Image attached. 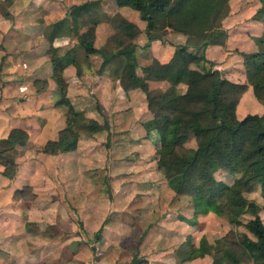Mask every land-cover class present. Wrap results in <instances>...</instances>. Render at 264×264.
Listing matches in <instances>:
<instances>
[{"label": "trees", "instance_id": "16d2710c", "mask_svg": "<svg viewBox=\"0 0 264 264\" xmlns=\"http://www.w3.org/2000/svg\"><path fill=\"white\" fill-rule=\"evenodd\" d=\"M112 1L116 5L128 2ZM129 1L138 10V17L144 23L143 29L122 16L117 20L115 31L101 47L94 45L96 23L80 30L77 20L80 11L93 10L92 3L101 4V0L67 6L63 17L46 28L44 35L49 41L46 55L51 66L50 76L61 96L55 104L67 101L63 96L65 69L71 65L79 74L81 56L85 60L99 56L98 73L106 72L111 78L118 79L123 90L138 86L144 92L147 108L152 113L147 124L152 125L158 134V152L153 162H156L168 186L176 193L188 196L193 206L203 214H221L234 206L243 205L254 211L257 208L255 201L245 199L240 193L241 190H252L255 185L264 192V32L253 38L256 50L241 53L246 82H234L218 69H206L204 66L207 62L204 55L206 46L223 32L221 22L228 13V0ZM258 1L260 7L257 14L262 10L264 12V0ZM180 10L185 14L173 21L171 15L177 11L181 13ZM65 20L69 25L67 31L62 28ZM66 33L75 38L72 57L65 50L60 52V46L53 45L56 37ZM141 33L143 40L139 42L137 38ZM170 34H181L184 39L172 40ZM153 41L172 46L166 62H159L150 55ZM5 55L1 56V61ZM141 57L149 61L143 62ZM137 68L141 69V75L137 73ZM148 80L166 86L150 87ZM181 84L185 86L184 90ZM247 85L251 86L262 112L238 118L235 107ZM69 108L68 124L60 131L57 140H49L42 146V151L57 153L76 147L78 134L73 127L78 113L70 103ZM87 126L93 129L97 123L90 120ZM190 135L197 143L194 153L184 147ZM26 140L24 130L11 129L7 137L0 138V155L16 145H24ZM3 165L2 174L13 176L15 163L6 159ZM214 166L230 174L240 173L235 183L237 187L216 180L212 174ZM235 224L246 229V232H239L240 237L235 242L250 260H260L264 264V223L260 216L255 212L245 221L236 219ZM224 251L225 257L233 264H253L241 261L227 246ZM181 255V260L188 261L203 254L189 244ZM131 263L145 262L135 257Z\"/></svg>", "mask_w": 264, "mask_h": 264}, {"label": "rangeland", "instance_id": "374dc122", "mask_svg": "<svg viewBox=\"0 0 264 264\" xmlns=\"http://www.w3.org/2000/svg\"><path fill=\"white\" fill-rule=\"evenodd\" d=\"M85 1L87 0H17L16 2L12 0V5H9L10 2H7V0H0V105H5V109L9 113L17 115L26 114L29 116V119H33L31 118L32 116L36 117L37 112L42 108L40 107L42 103L39 106L40 98L38 99L36 96L40 91H44L41 100L44 101L43 103L54 102L61 98L57 89V84L50 75L47 78L46 84L43 83V80L35 84L32 83V80L35 77V66L38 64H36V61L38 60L42 64H48L50 70V61L47 58L45 50L49 46V41L45 38L44 31L51 23L63 16L67 6ZM101 1V9H97L95 4L99 5L98 3H93V5H95L93 10H87L85 12L82 10L77 14L80 30H84L85 27L94 22L97 25L99 24L97 28V36L95 33L94 38V44H96V46H103L107 41L106 39L110 38L116 29L117 20L121 15L126 16L129 20H135L137 22L135 23L143 29L144 23L138 18L139 12L132 6L129 0L128 2L125 1V4L122 5H116L112 0ZM29 4H34V7H29ZM123 5L126 7L123 9L124 11L121 12V9L118 8V6ZM229 7L230 1L228 0V11L230 9ZM100 12H102L101 16ZM180 12L182 14L177 11L171 15L173 21L178 20L179 17L177 16L180 15V17H182L185 14V11L183 10H180ZM24 13L26 14L25 16ZM261 15H264V12H261ZM45 16V20H41ZM62 24L63 30L65 29V31H67L69 27L68 22L65 20ZM42 30L43 33L41 32ZM40 36L42 37L40 39L41 44H33L32 41L36 43L37 38ZM178 36L180 39H178ZM181 36V34L170 35L172 40L176 41L184 38ZM137 40L139 42L143 40L142 33L138 36ZM168 40H171V38ZM74 42L75 38L66 33L56 37L53 40V45H61L62 49L60 52H64V49L66 50V54L72 57ZM35 46H37L36 51ZM32 48L34 50L33 53L31 51ZM167 48L172 50V46H168L164 42L162 43V50L160 48L158 49V47L154 48V54L159 60L165 61L170 57L171 52H168ZM253 49H257L256 43ZM159 50L161 52H159ZM34 52L37 54H34ZM3 54L6 55L2 57L1 61V56ZM154 54L150 48V55L153 56ZM8 58L9 60L7 61ZM141 58L143 62L149 61L145 60L143 57ZM5 61H7L6 66H4ZM100 61L101 58H99V56H92V58L88 60H85L81 56V71L79 74H75L76 79L74 80L72 88L69 89L66 83L67 91H64L63 96L67 99L69 93H71L75 97V99H71L69 103L72 105V109L78 113L76 129L79 130L77 134L79 138L82 139L81 141L84 142L86 135L91 133V135H96L93 143L96 148L93 150L99 151L105 160L107 158L108 160L112 158L118 160L121 158V160L125 162V164L123 163V170H125L124 173L127 172V174H125V177L118 179L117 182H115L114 178L111 177V174L122 172L117 166L120 161H111L109 163L104 160V170H101V167L99 168L97 166L92 167L89 170L90 172H87V187L90 188L95 198H104L105 200L112 197V190L114 187L120 188V191H126L128 188L132 187L136 192H140L144 195L143 198L139 199H144V202L146 203L144 204V202H141L140 204L135 205L137 209H129V211H126V213L123 214L124 216H115L110 213L106 214L103 218L101 217L102 220L93 222L96 225L95 231L94 233H89L87 235L85 234L86 232L82 221L79 220L78 211L76 209V204L84 202L85 199H87V195L78 192L76 193V196L71 197L68 195L69 192L64 190L62 198L66 205H71L70 217L77 225V231L69 233H73L77 239L68 251L67 246L64 247L65 251H61L63 253H70L71 255H64L60 264H131L130 260L132 259V256H140V258H146L148 256V259L151 262L148 261L147 264H233L231 259L225 257V246H227L228 249L243 262L249 261L253 264H262V261L260 260H256L255 262L250 260L235 242L236 239L240 237L239 232H246L243 225L235 224V220L238 219L245 221L248 218L253 217L256 212L264 223V192L261 191L259 186L256 187V185L250 191L241 190L240 194L245 199L255 201L257 208L254 211L248 208L247 205H243L234 206L233 209L231 208L221 214H215L214 212H208L206 214L200 213V210L196 209L195 205L193 206V202L188 196L178 194L168 186L165 177L157 169L156 162H153V159L156 158V153L158 152V144L156 142L158 134L156 130L151 127L152 125H149V123L147 124V120H145L144 117H139V119L134 120V124L131 128V132H133L132 135L129 131L124 129H119L120 131L117 132L109 131L108 127L111 124L117 125V128L125 126V123H121L120 119L121 116H123L121 110L127 106V102L122 101L119 103V106L116 107L114 101L109 100V97L106 101L108 111L107 119L101 114V109L97 108L98 100L97 97H95L96 95L88 91L89 94L85 93V88L88 87L89 89V87H91L92 92H94L98 86L97 83L94 85L92 80H95L94 71L97 72ZM210 62L206 64V69L214 68V63L212 62L213 64H211ZM29 65H32L30 69H28ZM136 71L139 75L142 74L140 68H137ZM73 72L74 71L71 69V77L74 74ZM65 76L67 77L68 74H65ZM72 79L74 78L72 77ZM9 81H13L15 84L10 86L12 87L11 93L6 95L3 94V90L5 89L4 87H6V83ZM118 82L120 83L119 80ZM28 83H32L33 85L26 86L29 85ZM151 84L152 85H149L150 87L164 88L166 86L164 83L158 82H153ZM182 86L181 89L183 88L184 90L185 86ZM131 88H133V86L128 89ZM134 89L139 92L140 96L142 93L144 94L138 86H134ZM127 90H124V92ZM78 93L79 95H83L85 102H82L81 99L80 101H77V97L79 96ZM143 96L144 97L141 101L137 103V105L140 106L138 114H141V111L147 107L145 94ZM240 97L241 95L239 96L238 103L235 107L236 117L242 118L248 113L260 114L262 112L260 107L256 108L254 103L256 101L253 99L250 88L249 93L246 92L241 99ZM6 100L8 102H6ZM77 102L80 103L81 106ZM69 103L64 101L63 103L58 104L60 107L57 108L53 107L54 105L49 106L47 109H50L49 112L53 113L46 112L45 115L47 117L43 116L45 118L44 121L41 116L36 117L38 124L41 126L45 125V129L40 135V141L54 137L56 130L60 125L68 124L70 119ZM255 108L258 110L253 111ZM89 109L93 110L97 117V121L95 120L97 123L96 129L98 128V125H107V129L92 132L96 129H91L87 126L88 123H90V121H88L90 118L85 114ZM237 109L240 110V113L238 114L236 113ZM55 111H57L58 114H54ZM148 112L152 117L150 110H148ZM142 141V146L139 144L137 145V142L141 143ZM41 146L42 145L38 146L39 148L37 147L34 149L27 147L24 149H31L34 155L41 151ZM139 146L141 149L138 148ZM184 147L194 153L197 143L193 135H190L188 140L184 143ZM10 151L12 150L5 151L3 154ZM20 151L21 150H19V152ZM24 151L25 150L22 151V155L25 154ZM135 157L143 158V162H147L148 160L153 162L146 167L144 166L148 170L146 171V175L149 177H144L145 179L139 177V167L141 164H139V167L136 169L135 167L130 168L127 165L131 161L134 162ZM34 167L35 166H33V168ZM115 167L116 169L111 171V168ZM142 173H144V171H140V174ZM212 174L216 180L227 183L230 186H235L237 179L240 177V173L230 174L229 172L216 168L215 166L213 167ZM1 175L4 176L2 171H0V176ZM23 187L24 186H22V191L24 190L30 197V194ZM111 199L114 200V198ZM43 200L47 201L48 196H44ZM54 208L56 213L57 207L55 206ZM149 209L150 211L147 214H144V212ZM65 217V219L69 218L68 215H65ZM109 219L111 221L122 219V226L127 228L120 229L119 233L115 232L112 234V232H110L106 235L110 236L112 234L111 236H114L118 233L117 243L119 244L112 242L113 239L108 237L109 239L107 241H109L110 244L101 245L100 243H97L96 232L100 230L99 237H101L102 230L100 226L109 222ZM104 220H107V222L101 224ZM123 231L124 234L121 233ZM50 232L51 229H48L47 233ZM52 234L54 233L52 232ZM189 244H193L197 251L203 252V256H197L188 261L181 260V252L183 253ZM72 248L75 250H72ZM71 257H73L72 260L70 259L67 261ZM103 258L109 259L104 260ZM25 263L28 264L27 262Z\"/></svg>", "mask_w": 264, "mask_h": 264}, {"label": "crops", "instance_id": "0c3cea01", "mask_svg": "<svg viewBox=\"0 0 264 264\" xmlns=\"http://www.w3.org/2000/svg\"><path fill=\"white\" fill-rule=\"evenodd\" d=\"M11 1L12 0H7V2H10L9 5H12ZM16 1L17 0H14V2ZM229 1L230 9L227 15L223 18L221 24L223 32L213 38L204 50V55L207 59V62L204 63V66H206V64L211 61L214 63V68L221 71L222 74L229 80L234 82H246L241 53L254 50L253 47L255 46V42L253 41V38L262 35L264 30V15H261V12L263 10L257 15V10L260 7L258 0ZM95 5L97 6V9H101L100 3L99 5ZM29 7H34V4H29ZM125 7L126 6L124 5L118 6V8L121 9V12L124 11L123 9H125ZM25 15L26 14L24 13V16ZM101 15L102 12H100V16ZM122 16L126 18V16L121 15V17ZM45 18L46 16L41 20H45ZM130 21L136 22L133 19ZM98 26L99 24H96V36ZM41 32L43 33V30ZM41 38V36L38 37L36 43L34 41H32V43L35 45H40ZM178 39H180L179 36ZM181 39L183 41L184 38ZM166 44L170 46V44ZM94 45L96 46V44ZM59 46L61 47V45ZM36 47L37 46H35V51ZM157 47L158 49L160 48L162 50L161 41H153L151 43V51L153 54L154 48ZM33 48L31 49L32 53L34 51ZM167 50L168 52H171V49L169 50L167 48ZM159 52L161 51L159 50ZM34 54L37 53L34 52ZM153 56L157 58L155 54ZM8 60L9 58L7 61ZM157 60L160 62L167 61L159 60V58H157ZM7 61H5L4 66H6ZM36 64L37 65L35 66L34 70L35 77L32 80V83L35 84L43 80V83L46 84L47 78L51 74V66L49 70L48 64H42L38 60L36 61ZM31 67L32 65H29L28 69ZM71 69L74 71V74L72 73V77L74 79H72L70 75ZM94 73L95 80H92V83L94 85L97 83L98 86L94 92H92L91 87H89V89L88 87L85 88V93L91 92L96 95L95 97H97L98 100L97 106H99V109H101V114H103L104 118L108 117L106 101L109 97V100L114 101V105L116 107L119 106V103L122 101L127 102V106L125 107L126 109L122 108L121 110L123 112L121 113L123 116H121L120 119V122L123 124L125 123V126L122 128H117V125L111 124L108 127L110 132H117L120 131L119 129H124L129 131V133L132 135L133 132H131V128L134 124V120L139 119V117H144L147 122L151 120V116L147 110V107L141 111V114H138L140 106L137 105V103H139L144 97L143 93L140 96L139 92L134 89V86L133 88L124 92L123 88L118 82V79L115 77L111 78L106 72L98 73L94 71ZM65 74H68V79ZM75 74V68L73 66L69 65L65 69L64 77L69 89L73 87L74 80L76 79ZM147 82L149 85H152L151 83L155 81L148 80ZM32 83H28L29 85L26 86H32ZM12 84L15 83L13 81L6 83L3 94L8 95V93H11L12 87L10 86ZM249 88L252 92L251 86L247 85V88L241 94V97L245 95L246 92L249 93ZM64 91H67L66 86ZM43 94L44 91H40V93L36 95L38 99L40 98L39 106L42 103L40 106L42 108L39 109L36 117L41 116L42 120L44 121L45 118L43 116L47 117L45 113L49 112L50 109H47L49 106L54 105L53 107L55 108L60 106L55 104L56 100L54 102L43 103L44 101H41ZM77 98V101H80L81 99L82 102H85L83 95H79ZM71 99H75V97L69 93L66 100L70 102ZM253 99L256 101L254 95ZM6 102L8 101L6 100ZM254 103L256 108L260 107L262 111L261 105L257 101ZM78 104L81 106L80 103ZM5 108V105H0V138L7 137L11 129L20 128L27 133V140L24 145H16L13 149H11L12 151L0 155V171L3 170V161L6 159H11L15 163V173L11 178L2 175L0 176V264H26L25 262L28 264H48V262L49 264H60L64 255H71L70 253L61 252L65 249V246H67L68 251L77 239L73 233H69L77 231V225L70 217L71 205H66L62 198L64 190L68 191V195L71 197L76 196V193L78 192L87 195V199H85L84 202L76 204L79 220L82 221L86 232L85 234L87 235L89 233L92 234L95 231L96 225L93 222L102 220L106 214L110 213L115 216H124L123 214H125L126 211H129L131 208H135L136 210L137 208L135 205L144 202V199H139L143 198L144 195H142L140 192H136V190L132 187L128 188L126 191H120V188L114 187L111 197L114 198V200L111 198H107L106 200L104 198H95L90 188L87 187V172H90L89 170L92 167L98 166L99 168L101 167V170H104L105 168L103 164L105 159L102 157L99 151L93 150L96 148V146L93 144L95 141L94 137H96V135H91L92 133L86 135L84 142H82V139L78 136L79 140H77L76 147L72 150L61 151L57 153H47L41 149L40 152H37L33 155V151H31V149L26 150L24 148L27 147L34 149L40 145L44 146L49 140H57L60 131L64 129L66 125H60V127L56 130L54 137L40 141V135L44 131L45 125L41 126L38 124L35 116L31 117L33 119H29V116L26 114L17 115L14 113H9ZM256 108L253 109V111L258 110ZM239 111L240 110L237 109L236 113H240ZM54 114H58L57 111H55ZM85 114H87L91 120L97 121V117L93 110L89 109ZM90 119L88 121H90ZM76 122L73 128L74 131L78 133L79 130L76 129ZM103 129H107V125H98V128L92 132ZM138 144L142 146L143 141L141 143L137 142V145ZM140 146L138 148H140ZM17 149L21 151L19 152ZM23 150H25L24 155H22ZM112 159L108 160L107 158L105 161H108L109 163L111 161H120L117 166L122 172L118 174H111V177H113L114 181L117 182L118 179L125 177V174H127V172L124 173L125 170H123V163L125 164V162L121 160V158L118 160H115V158ZM143 160V158L135 157V161L137 162L131 161L129 164H127L130 168L135 167V169L139 167V164H141L140 167L142 168L139 167L138 174L141 179L149 177L146 175V171L148 170L145 167L153 163L148 159L147 162H143ZM33 166L35 167L33 168ZM115 169L116 167L111 168V171ZM140 171H144V173L140 174ZM22 186H24L23 188L30 194V197L27 195V193H25L24 190L22 191ZM44 196H48L47 201L43 200ZM145 203L146 202H144V204ZM53 206L57 207L56 213ZM149 211L150 209L146 210L144 214H147ZM65 215H68L69 218L65 219ZM121 221L122 219L117 221L110 220L109 222L104 220L101 224L105 222L107 223H105L103 226L100 224L102 232L101 237H99V234H96V239L98 240L97 243H100L101 245L110 244V242L107 241L110 238L113 239L112 242L119 244L117 243L119 230L127 228L122 226L123 222ZM48 229H51L50 233H47ZM52 232L54 234H52ZM110 232H112V234L115 232L118 233H116L114 236H111L112 234L110 236H106ZM121 233L124 234V231ZM73 249L74 248H72V250ZM73 257L69 258L67 261L70 259L72 260ZM137 257L140 258V256H136V258ZM131 258L132 259L130 260V263L135 258V256H132ZM103 259L108 260L109 258ZM141 259H143V262L146 264L148 261L151 262L148 259V256L146 258L142 257Z\"/></svg>", "mask_w": 264, "mask_h": 264}]
</instances>
